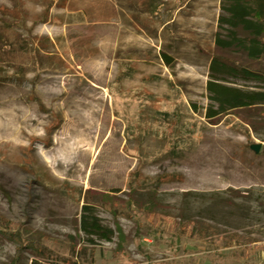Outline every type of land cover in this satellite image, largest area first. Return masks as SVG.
I'll return each mask as SVG.
<instances>
[{
	"label": "rangeland",
	"instance_id": "1",
	"mask_svg": "<svg viewBox=\"0 0 264 264\" xmlns=\"http://www.w3.org/2000/svg\"><path fill=\"white\" fill-rule=\"evenodd\" d=\"M53 1L0 0V38L19 39L0 49L15 131L0 136V264L39 247L77 264H264V104L206 117L215 55L264 74V58L216 52L222 0ZM84 206L112 240L82 230Z\"/></svg>",
	"mask_w": 264,
	"mask_h": 264
},
{
	"label": "trees",
	"instance_id": "2",
	"mask_svg": "<svg viewBox=\"0 0 264 264\" xmlns=\"http://www.w3.org/2000/svg\"><path fill=\"white\" fill-rule=\"evenodd\" d=\"M65 1L67 0H60V3ZM42 3L46 5L47 12L54 5L53 0L46 2L42 0ZM222 10L224 13L219 17V28L221 30L224 28L226 35L221 32L217 33L216 52L223 53L228 50L240 49L253 60L264 58V0H222ZM241 32L245 34L244 37L240 36ZM3 34V37L0 38V49L8 44H18L19 39L16 33L11 31ZM162 56L169 64L171 59L165 54ZM210 71L211 79L206 85L211 106L206 112V117L211 121V124L216 125L221 117L231 111L247 110L258 104H264V92L246 91L230 86L223 81V76H234L260 82L264 81V74L232 62L220 54L213 57ZM89 210V206L83 207L82 230L87 235H95L102 240H112L115 235L114 230L102 225L97 217L88 218ZM190 230L191 237L202 238L201 230L197 226L193 225ZM208 236L211 235L208 234ZM210 240L223 248L230 246L233 242L241 243L236 236H218ZM33 252L31 264H77L54 253L47 247L34 248ZM22 253L19 250L10 264H22L24 259Z\"/></svg>",
	"mask_w": 264,
	"mask_h": 264
},
{
	"label": "bare ground",
	"instance_id": "3",
	"mask_svg": "<svg viewBox=\"0 0 264 264\" xmlns=\"http://www.w3.org/2000/svg\"><path fill=\"white\" fill-rule=\"evenodd\" d=\"M1 121H0V136H3V137L13 136L15 131L13 130L11 122L9 120H6V119H3ZM90 125H92V124H90ZM68 149H69V147H68ZM89 152H90V150L83 152L84 156H86V154H88Z\"/></svg>",
	"mask_w": 264,
	"mask_h": 264
}]
</instances>
